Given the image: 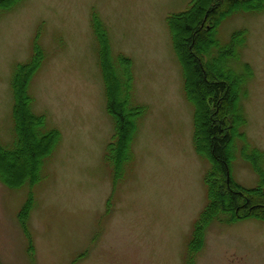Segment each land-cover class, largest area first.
Wrapping results in <instances>:
<instances>
[{
  "label": "rangeland",
  "instance_id": "rangeland-1",
  "mask_svg": "<svg viewBox=\"0 0 264 264\" xmlns=\"http://www.w3.org/2000/svg\"><path fill=\"white\" fill-rule=\"evenodd\" d=\"M189 2L18 0L0 7V140L13 136L12 73L36 40L43 58L29 83L32 108L44 115L43 127L60 131L36 183L15 187L0 178V264H264V220L256 217L214 218L201 247H190L210 162L193 145L194 106L167 25ZM96 24L115 69L122 55L130 58L131 102L144 106L121 169L106 154L114 123ZM242 28L231 65L249 78L240 91L244 120L232 118L228 172L254 186L260 175L241 149L244 141L246 151L261 149L264 170V7L225 15L216 36L224 43ZM29 195L26 234L17 215Z\"/></svg>",
  "mask_w": 264,
  "mask_h": 264
},
{
  "label": "trees",
  "instance_id": "trees-1",
  "mask_svg": "<svg viewBox=\"0 0 264 264\" xmlns=\"http://www.w3.org/2000/svg\"><path fill=\"white\" fill-rule=\"evenodd\" d=\"M17 1L0 0V7ZM263 7L264 0H190L185 9L167 16L172 44L182 67L184 89L194 106L193 145L210 162L204 176L207 200L193 223L190 237L194 251L201 247L204 230L214 218L232 221L251 216L264 220V170L260 165L263 151L257 146L246 151L247 141L241 149L242 156L252 160L260 175L256 185L235 183L228 172L233 147L232 118L244 120L240 91H246L245 81L249 78L248 72L235 73L231 62L244 41L245 31L235 30L224 43L216 36V26L225 15L234 10L257 11ZM95 31L102 56L106 108L114 123V139L108 142L106 154L121 169L127 156L130 159L136 118L144 106L131 102L130 58L122 55L121 70H116L105 30L96 24ZM42 58L43 50L36 40L28 59L18 63L11 76L13 136L9 144L0 140V178L8 186L36 183L45 158L60 138L57 128L43 127L44 115L32 108L29 83ZM246 71L250 73V69ZM33 202L29 195L18 209L17 217L26 234Z\"/></svg>",
  "mask_w": 264,
  "mask_h": 264
}]
</instances>
